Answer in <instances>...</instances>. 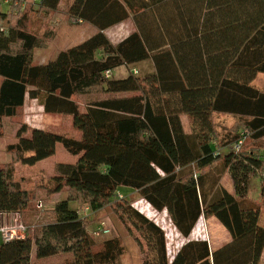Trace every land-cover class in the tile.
Returning <instances> with one entry per match:
<instances>
[{"label": "trees", "instance_id": "16d2710c", "mask_svg": "<svg viewBox=\"0 0 264 264\" xmlns=\"http://www.w3.org/2000/svg\"><path fill=\"white\" fill-rule=\"evenodd\" d=\"M17 1L0 0V137L5 120L16 117L26 100H36L46 114L74 116L82 139L51 136L78 157L58 164L52 179L51 194L65 196L53 208L54 221L37 235L28 230L24 240L0 239V264H36L56 256L70 257L66 264H121V241L96 244L88 217L72 204L92 213L116 204L121 220L144 241L137 240L144 264H260L263 208L250 193L257 177L264 194V91L253 84L264 74V0H73L67 16L98 33L40 65L34 64L36 51L48 48L55 34L42 37L29 29L28 15L3 11V3ZM60 3L38 5L51 14ZM128 19L137 31L113 44L105 31ZM148 61L154 71L138 74V65ZM121 67L129 75L114 78ZM76 96H92L85 112ZM220 114L239 119L222 138L214 122ZM28 131L21 128L8 151L16 162L35 166L53 154ZM227 173L232 192L222 186ZM121 187L167 212L188 239L172 261L165 231L131 202L117 199ZM32 199L15 179L14 165L0 167V214L22 213ZM201 218H215L230 242L212 250L207 240H191Z\"/></svg>", "mask_w": 264, "mask_h": 264}, {"label": "rangeland", "instance_id": "374dc122", "mask_svg": "<svg viewBox=\"0 0 264 264\" xmlns=\"http://www.w3.org/2000/svg\"><path fill=\"white\" fill-rule=\"evenodd\" d=\"M39 1L19 0L10 6L6 3L2 5L3 11L7 12L10 10L12 17L17 18L18 15H28V26L32 32H36L42 37L50 32L55 34L53 41H49L50 45L48 48L36 51L35 65L44 64L54 59L60 51L83 42L93 34L91 26L76 23L67 16L73 0H61L58 11L51 14H45V12L40 11ZM45 15H48V18H45ZM127 26L128 24L126 25V30ZM109 36L113 41H118L116 37L119 36L114 33L109 32ZM109 36L107 37L109 38ZM111 39L109 38L110 41ZM137 69L139 71L138 74L154 71L153 64L150 61L141 63ZM129 73L130 69L120 68L117 71L115 70L113 76L119 79L127 77ZM1 81L2 78H0ZM253 84L256 88L264 91V74L258 75ZM101 97V95L93 96V98ZM73 99L80 104L81 111L85 112V108L92 100V96H76ZM182 121L184 129L190 132L191 124L189 118L183 115ZM214 122L219 137L222 138L226 132L232 131V128L239 123V119L234 116L220 114L214 116ZM24 126L29 129L28 137L33 138L38 146H43L52 152L51 158L39 162L35 166H26L21 164V162H16L15 156L8 151V147L18 142L17 134ZM33 130L37 131V133H46V135L43 138H38L34 135L35 132ZM241 132L249 135L245 129ZM52 135H61L77 140L82 139V132L74 126V116L46 114L44 108L36 100H28L27 104L19 110L16 117L5 120L4 133L0 137V167L14 165L15 179L32 194L33 199L29 208L22 213L0 214V230L16 228L20 230L25 227L32 235H37L41 227L54 221L53 208L65 194H51V189L54 185L52 179L56 176L58 164H73L78 160V157L69 154L61 144L51 137ZM245 143L246 147L250 149L252 143L249 138L247 141L245 140ZM261 143L264 150V141ZM229 148L222 150L221 153L225 155L229 152ZM222 186L229 192L234 190L233 182L228 173L222 180ZM251 186L250 196L259 202L263 208L261 225L264 226V194H262L263 191L261 192L262 186L257 177L253 178ZM117 193V199L131 202L135 209L140 210L165 231L171 254L188 241V239L178 236L167 212L159 213L155 211L133 189L121 187L117 190ZM116 206V204L109 205L97 213L88 212V232L98 245L105 240L118 238L125 250L121 264H144V254H142L137 240L139 239L143 243L144 241L135 228L121 220ZM72 207L80 210V213H84L88 208L86 205L79 204H72ZM101 223L106 224V228L110 231L109 235H97L99 228H101ZM20 226L22 227L19 228ZM224 232L230 236V233L215 218H203L190 239H205L215 248L225 242L226 236L224 237ZM35 249L36 245H34V254ZM69 260L70 257L68 256H56L35 262L36 264H66Z\"/></svg>", "mask_w": 264, "mask_h": 264}, {"label": "built area", "instance_id": "2783aa9c", "mask_svg": "<svg viewBox=\"0 0 264 264\" xmlns=\"http://www.w3.org/2000/svg\"><path fill=\"white\" fill-rule=\"evenodd\" d=\"M135 73H137V72H135ZM112 77V72H110V71H108L107 73H106V78H108V79H110ZM242 145H243V141H241V142H239L238 144H236L235 146H234V149L236 150V151H239L240 149H241V147H242ZM88 212H90L89 211V209L87 208L86 210H85V212L84 213H80V216L82 217V218H87L89 215H88ZM203 218H201V220H202ZM200 220V221H201ZM199 221V222H200ZM199 224V223H198ZM198 226V225H197ZM196 226V227H197ZM22 226H20L19 228H21ZM100 227L101 228H99V230H98V232H97V235H109V233H110V231H109V229H107L106 228V224L105 223H101L100 224ZM175 228V227H174ZM196 229V228H195ZM195 229H194V231H195ZM175 230H176V228H175ZM177 231V230H176ZM194 231H193V233H194ZM26 233H27V229L24 227V228H21L20 230L19 229H12V230H6V229H1L0 230V239L3 241V242H11V241H14V240H24L25 238H26ZM177 234H178V236H181L179 233H178V231H177ZM185 239V238H184ZM196 240H200V239H196ZM201 240H205V239H201ZM184 245V244H183ZM182 245V246H183ZM181 246V247H182ZM181 247L180 248H178V250L176 251V252H174L173 254H171L170 253V248H169V246H168V256H169V259H170V261H172L173 259H174V257H175V255L177 254V252L181 249Z\"/></svg>", "mask_w": 264, "mask_h": 264}, {"label": "crops", "instance_id": "0c3cea01", "mask_svg": "<svg viewBox=\"0 0 264 264\" xmlns=\"http://www.w3.org/2000/svg\"><path fill=\"white\" fill-rule=\"evenodd\" d=\"M128 24V26H127V30H126V25ZM82 25H84V26H91V30H92V35L91 36H93V35H95L96 33H98V29L95 27V26H93V25H91V24H88V23H82ZM137 31V28H136V25H135V23H134V21L132 20V19H128V20H126V21H124V22H122V23H120V24H117V25H115V26H113V27H111V28H109V29H107L106 31H105V34L107 35V36H109V32H112V34L114 33L115 35H117V36H119V37H116L117 39H118V41H113L112 39H111V37L109 36V38L111 39V41H112V43L113 44H118L119 42H121L122 40H124L125 38H127L128 36H130L131 34H133L134 32H136ZM90 36V37H91ZM89 37V38H90ZM88 39V38H87ZM85 41V40H84ZM80 44V43H79ZM47 63V62H46ZM140 65H138V67H139ZM121 68H126V67H121ZM120 69V68H119ZM117 71V70H116ZM115 72V71H114ZM114 72H113V75H114ZM1 83H2V81L0 82V85H1ZM27 102H28V100H26V103H25V105L27 104ZM223 232V231H222ZM226 236V238H225V242H222L219 246H217V247H215V248H213L212 247V245H211V249L213 250V249H217V248H219V247H221V246H223L224 244H226V243H228V242H230V240H231V236H228L225 232H224V237ZM35 252H36V249H35ZM260 264H264V253H263V257H262V260H261V262H260Z\"/></svg>", "mask_w": 264, "mask_h": 264}]
</instances>
